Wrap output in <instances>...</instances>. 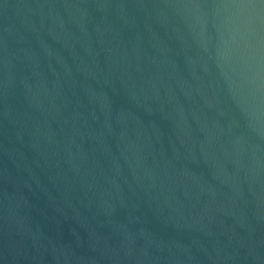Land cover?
<instances>
[{
	"label": "water",
	"instance_id": "water-1",
	"mask_svg": "<svg viewBox=\"0 0 264 264\" xmlns=\"http://www.w3.org/2000/svg\"><path fill=\"white\" fill-rule=\"evenodd\" d=\"M0 264H264V0H0Z\"/></svg>",
	"mask_w": 264,
	"mask_h": 264
}]
</instances>
